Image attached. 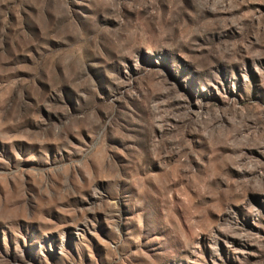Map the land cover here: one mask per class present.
Listing matches in <instances>:
<instances>
[{
	"label": "rangeland",
	"instance_id": "rangeland-1",
	"mask_svg": "<svg viewBox=\"0 0 264 264\" xmlns=\"http://www.w3.org/2000/svg\"><path fill=\"white\" fill-rule=\"evenodd\" d=\"M0 264H264V0H0Z\"/></svg>",
	"mask_w": 264,
	"mask_h": 264
}]
</instances>
